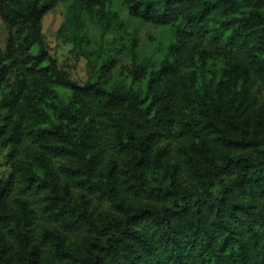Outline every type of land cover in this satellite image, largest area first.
Wrapping results in <instances>:
<instances>
[{"label": "trees", "instance_id": "1", "mask_svg": "<svg viewBox=\"0 0 264 264\" xmlns=\"http://www.w3.org/2000/svg\"><path fill=\"white\" fill-rule=\"evenodd\" d=\"M58 4L72 51L89 23L122 59L72 78ZM0 21V264H264V0H0Z\"/></svg>", "mask_w": 264, "mask_h": 264}, {"label": "rangeland", "instance_id": "2", "mask_svg": "<svg viewBox=\"0 0 264 264\" xmlns=\"http://www.w3.org/2000/svg\"><path fill=\"white\" fill-rule=\"evenodd\" d=\"M64 15L65 8L60 4H58L52 11L48 12L43 19V34L48 46L51 48V54L58 60L72 78L80 82L84 81L88 72L89 63H92L96 68H99L101 65L107 64L113 59H122V55H120L122 51H120L119 54L115 51L120 47L118 41L106 37L103 43H100L96 28L89 23H87L89 27V41L83 46V50L87 53V58L77 55L72 51V44L63 36L59 37L57 35V31L64 22ZM126 22V33H130L133 27L127 19ZM140 34L142 37L140 48H142L145 45V39L152 36L154 31L150 30V28L140 26ZM7 38L8 31L5 25L0 21L1 51H5L6 49ZM7 154L8 149L3 150L0 148V179H6L9 174V169L5 165Z\"/></svg>", "mask_w": 264, "mask_h": 264}]
</instances>
